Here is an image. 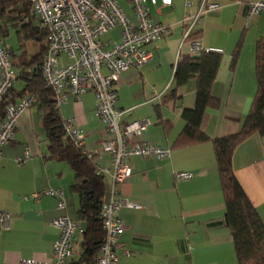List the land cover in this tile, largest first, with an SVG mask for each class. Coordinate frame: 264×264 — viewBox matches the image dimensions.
<instances>
[{"label": "crops", "instance_id": "1", "mask_svg": "<svg viewBox=\"0 0 264 264\" xmlns=\"http://www.w3.org/2000/svg\"><path fill=\"white\" fill-rule=\"evenodd\" d=\"M253 1L210 0L218 7L203 8L189 31L190 18L184 16L195 15L201 0H194L188 7L185 0H172L165 7L148 5L152 20L165 25L167 32L147 46L152 53L147 63L119 74L116 106L123 112V122L147 120L137 139L166 146L170 155L165 159L130 156L132 174L115 185L118 197L140 205L139 209L121 213L126 229L120 242L133 253L127 256L117 249V264H238L232 234L223 221L225 202L214 139L239 131L256 93L255 47L264 38V11L249 14L248 4ZM128 8L123 10L134 22ZM26 21L24 18L22 23ZM32 23L39 27L35 19ZM192 29L198 31L194 40L188 37ZM11 34L14 38L9 42ZM19 34L11 28L1 36L18 76L10 91L13 102L26 95H22L27 81L23 75L37 69L33 57L40 50L37 36ZM118 38L119 30L113 29L101 40L109 44ZM201 51L220 53L221 62L210 88L217 104L204 109L199 123L206 139L194 140L183 135V130L185 112L195 107L197 76L177 85L175 69L183 56ZM60 60L64 62L66 57ZM173 90L174 99L170 98ZM58 112L63 122L73 120L72 124L82 131L87 151L99 147L106 132L91 92L77 98L69 94ZM25 151L28 157L20 164L17 158ZM93 163L97 173L100 167L110 166V158L97 152ZM231 164L238 183L264 220V136L252 134L242 141L232 153ZM180 172L189 176L179 178L176 174ZM74 180L68 162L50 157L42 113L32 103L18 116L12 140L0 147V211L10 215L8 227L0 230V264H40L48 260L59 232L52 220L67 214L80 221ZM102 182L106 190L110 175L102 177ZM44 189H60L66 208L57 209L55 197L32 196ZM79 241L76 234L73 256L67 264L76 260Z\"/></svg>", "mask_w": 264, "mask_h": 264}, {"label": "built area", "instance_id": "2", "mask_svg": "<svg viewBox=\"0 0 264 264\" xmlns=\"http://www.w3.org/2000/svg\"><path fill=\"white\" fill-rule=\"evenodd\" d=\"M31 10L39 25L48 33V48L41 64V75L53 93L55 105L65 103L68 95L75 98L91 92L95 98L96 114L104 124L107 137L100 141L101 151L109 154L110 166L100 167L98 174L110 175V184L105 190L100 207L101 227L105 238L101 244L96 264H117L121 248L129 256L128 250L120 242L126 229L121 217L125 209H139L140 205L117 196L115 185L123 182L131 173L132 167L128 158L132 155H152L156 159H165L170 155L166 146L139 143L148 121L133 119L121 120L122 111L116 106L117 93L115 82L119 74L131 68H139L152 58L147 46L161 39L167 27L152 20L148 5L162 7L172 4V0H127L135 21L126 14L118 0H29ZM194 0H185L186 7ZM218 4L210 0H201L200 9L190 18L189 29L201 13V10L216 9ZM264 11V0L248 4V13L257 14ZM113 29L119 30V38L109 44L102 42L101 37ZM61 56L66 57L62 62ZM16 72L12 66L11 55L0 41V104L16 81ZM33 95L26 94L18 102L5 107L3 120L0 122V147L13 138L17 119L33 103ZM73 120L63 123L64 132L73 145L85 156H93L95 151H87L84 135L72 124ZM28 157L25 151L17 162L23 164ZM187 178V172L176 174ZM52 196L57 200V209L66 208V200L60 189H44L33 193ZM10 215L0 211V230L9 225ZM58 228V237L52 244L49 258L40 264H67L73 256L72 243L76 234L83 233L81 221L73 220L67 214L59 215L52 220Z\"/></svg>", "mask_w": 264, "mask_h": 264}, {"label": "trees", "instance_id": "3", "mask_svg": "<svg viewBox=\"0 0 264 264\" xmlns=\"http://www.w3.org/2000/svg\"><path fill=\"white\" fill-rule=\"evenodd\" d=\"M24 18L26 23H22ZM32 19L37 21L29 0H0V41L3 42L1 36L11 28L18 34L29 33L39 39L40 50L33 57L37 69L23 75L27 81L22 95H33V104L40 107L50 157L65 160L74 173L73 188L78 194V213L84 231L80 234L78 256L70 264H96L104 240L99 217L105 194L104 185L101 176L96 173L93 158L83 155L65 135L52 90L41 75V64L48 48V33L40 25L33 26ZM189 33V39L194 40L198 36V31L194 29ZM235 53L232 56V66L236 59ZM10 55L14 66L12 54ZM220 62V53L201 51L198 54L183 56L176 65L177 85L184 83L191 76H197L198 80L195 107L184 114L186 125L183 135L190 139H206L199 129V123L204 109L217 104L210 88ZM22 73L23 71L19 76ZM255 77L256 93L241 128L234 134L214 139L217 169L225 202L223 221L232 234L238 264H264V220L260 218L238 183L231 164L232 153L242 141L252 134L264 136V38L259 39L255 47ZM12 89L13 87L10 91ZM170 98H175L174 90L170 93ZM10 103L14 102L10 100L9 92L0 104V122L3 120L5 107Z\"/></svg>", "mask_w": 264, "mask_h": 264}, {"label": "rangeland", "instance_id": "4", "mask_svg": "<svg viewBox=\"0 0 264 264\" xmlns=\"http://www.w3.org/2000/svg\"><path fill=\"white\" fill-rule=\"evenodd\" d=\"M119 1V3L121 4V6L124 8V10L125 11H127L129 8H128V3L126 2V0H118ZM14 38V34H11V36H9V42L12 40ZM103 38H105V36L103 37ZM9 92H10V90H9ZM8 92V93H9ZM7 93V94H8ZM64 123V122H63ZM105 132H106V130H105ZM141 135H139V136H137L138 138L140 137ZM107 137V132H106V136L104 137V138H106ZM137 142H139V143H147V142H142V141H140L139 139H137L136 140ZM151 144H153V143H151ZM99 153H105V154H107L108 156H109V154L108 153H106V152H104V151H101V145L99 144V147L96 149ZM97 153V152H96ZM138 156V155H137ZM141 156H152V155H150V154H148V155H141ZM152 157H154V156H152ZM91 158H93V156H91ZM128 160H129V158H128ZM97 174H98V170H97ZM132 174V173H131ZM130 174V175H131ZM99 176H101L100 174H98ZM129 175V176H130ZM128 176V177H129ZM127 177V178H128ZM101 178H102V176H101ZM104 232V231H103ZM104 238H105V233H104Z\"/></svg>", "mask_w": 264, "mask_h": 264}]
</instances>
